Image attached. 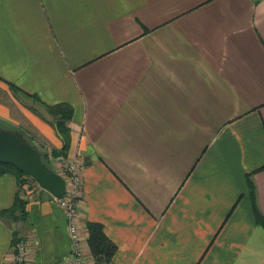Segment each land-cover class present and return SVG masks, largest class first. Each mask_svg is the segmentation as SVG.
Instances as JSON below:
<instances>
[{
  "label": "crops",
  "instance_id": "1",
  "mask_svg": "<svg viewBox=\"0 0 264 264\" xmlns=\"http://www.w3.org/2000/svg\"><path fill=\"white\" fill-rule=\"evenodd\" d=\"M30 95L72 107L63 156L82 165L79 222L103 226L110 264H264L246 177L264 217V0H0V128L61 155ZM17 193L1 175L0 212ZM14 236L30 264L68 252L45 191L0 216V264Z\"/></svg>",
  "mask_w": 264,
  "mask_h": 264
},
{
  "label": "trees",
  "instance_id": "2",
  "mask_svg": "<svg viewBox=\"0 0 264 264\" xmlns=\"http://www.w3.org/2000/svg\"><path fill=\"white\" fill-rule=\"evenodd\" d=\"M7 84L12 91L14 92L21 91L19 88H17L11 83L8 82ZM30 96H32L33 99L40 102L43 105L46 113H48V115L53 117L54 120L53 125L55 127L56 133L59 135L60 139L63 142V145L59 153L61 155H65V153L69 148V143H70V129L68 124L70 123L72 118V113H73L72 107L67 103H57L53 105L44 104L35 95H30ZM26 142L31 145V143L28 140H26ZM55 154L56 153L52 152L51 156ZM40 155L42 161L49 167V154L40 153ZM4 174H10L14 176L19 185L23 184L24 182L23 178L26 176L11 164L0 163V176ZM246 177H247V184L251 193L255 220L258 224L264 227V217L260 215L254 202L253 185L250 181V174H247ZM23 214H24V202L19 198V196L15 197L13 205L10 208L0 212V216L7 215L10 218L14 217L16 219L18 217L21 218ZM84 225L86 232V245L89 249V253L93 259L94 264H110L112 257L114 256L117 250L116 245L105 235L103 226L100 223L87 221L85 222ZM17 238L18 237L15 236L12 238L11 245H13L14 241Z\"/></svg>",
  "mask_w": 264,
  "mask_h": 264
},
{
  "label": "built area",
  "instance_id": "3",
  "mask_svg": "<svg viewBox=\"0 0 264 264\" xmlns=\"http://www.w3.org/2000/svg\"><path fill=\"white\" fill-rule=\"evenodd\" d=\"M57 167L63 171L61 177L65 182L63 197H52L53 202L62 210L66 233L69 240L67 254L58 264H86V236L83 232L84 226L79 222L77 212L78 202L81 197V170L82 165L76 159L65 161L56 159ZM38 185V184H37ZM7 264H30L31 255L28 242L25 238H17L10 247Z\"/></svg>",
  "mask_w": 264,
  "mask_h": 264
},
{
  "label": "water",
  "instance_id": "4",
  "mask_svg": "<svg viewBox=\"0 0 264 264\" xmlns=\"http://www.w3.org/2000/svg\"><path fill=\"white\" fill-rule=\"evenodd\" d=\"M0 163L11 164L52 197L61 198L65 192L64 179L51 170L40 153L19 134L0 128Z\"/></svg>",
  "mask_w": 264,
  "mask_h": 264
},
{
  "label": "rangeland",
  "instance_id": "5",
  "mask_svg": "<svg viewBox=\"0 0 264 264\" xmlns=\"http://www.w3.org/2000/svg\"><path fill=\"white\" fill-rule=\"evenodd\" d=\"M34 147L39 153L50 154V156L52 155L53 152L52 149H49L48 146L45 145L42 141H38V143H34ZM51 157H49V165L53 163L54 165H56V168H58L56 159L62 158L65 161H69L66 160V158L63 155L55 154ZM60 172L63 173V171L61 170ZM23 180H24L23 184L19 185L17 183V185H18V196L24 202V208H25L26 204H28L29 201H33V199L37 198L39 194L43 192V190L37 185V183L31 177L25 176Z\"/></svg>",
  "mask_w": 264,
  "mask_h": 264
}]
</instances>
